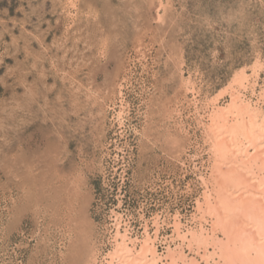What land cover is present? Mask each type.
<instances>
[{
	"label": "rangeland",
	"instance_id": "obj_1",
	"mask_svg": "<svg viewBox=\"0 0 264 264\" xmlns=\"http://www.w3.org/2000/svg\"><path fill=\"white\" fill-rule=\"evenodd\" d=\"M63 1L0 0V264H70L84 228L94 229L103 251L120 200L135 233L142 231L141 213L151 219L179 210L189 219L208 155L186 106L193 94L179 75L200 80L204 98L257 54L264 59V0H171L163 21L156 16L159 0H79L70 16ZM84 10L90 15L80 17ZM122 100L123 126L116 116Z\"/></svg>",
	"mask_w": 264,
	"mask_h": 264
},
{
	"label": "bare ground",
	"instance_id": "obj_2",
	"mask_svg": "<svg viewBox=\"0 0 264 264\" xmlns=\"http://www.w3.org/2000/svg\"><path fill=\"white\" fill-rule=\"evenodd\" d=\"M61 2H62V0H61ZM77 2H79V0H65V2L63 1V3H64L63 6L66 9V12H67V14H69V16L72 14L74 9H76V10L78 9ZM59 3H60V1H59ZM171 7H172L171 0H159L158 1V5H157V14L158 15H156V16H158V19L160 21L164 20L167 11L170 10ZM161 10H162V12H161ZM90 11L96 12V9L90 8ZM173 12H175V11H173ZM78 13L79 12H75L74 14L77 15ZM62 14H64V13H62ZM170 14H171V11H170ZM172 14H175V13H172ZM78 15H80V17L82 15H90L89 10H84L81 14H78ZM175 16L176 15H174V18L176 19ZM149 18H150V16H149ZM67 19H68V17H67ZM85 19H87V18H85ZM171 21H173V20H171ZM158 24H159V22H158ZM65 25H66V23H65ZM160 26H161V24H160ZM65 29H66V27H65ZM77 29H79V28H77ZM82 34H84V33H82ZM65 35H67V34H65ZM67 39L69 40V38H67ZM53 42H54V40H53ZM63 44H64V42H63ZM72 44H74V43H72ZM96 44H97V42H96ZM144 44H145V42H144ZM176 45H177V43H176ZM51 47H53V46H51ZM57 47H59V45ZM96 47H98V46H96ZM66 48L64 46L63 52H64V49H66ZM49 49H50V47H49ZM58 49L60 50V48H58ZM72 50H74V49H72ZM78 52H80V51H78ZM64 53H66V52H64ZM80 53H82V52H80ZM141 53L143 54L144 52L141 51ZM139 54H140V52H139ZM139 54H138V56H140ZM37 56H35V57H37ZM61 56H62V54H61ZM61 56H59V57H61ZM35 57H34V60H36ZM82 57H83V55H82ZM145 57H146V55H145ZM87 58H88V56H87ZM85 59H86V57H85ZM88 59H90V58H88ZM128 59H129V57H128ZM41 60H42V58H41ZM67 60H69V59H67ZM176 60H177V57H176ZM45 62L43 64L42 63L41 64L44 65ZM50 62L52 64V61H50ZM87 62L88 61H86V63ZM176 62L173 61V64ZM83 63H85V62H83ZM182 63H183V61H182ZM42 65H41L40 70H43ZM81 65H83V64H81ZM81 65H80V67H81ZM142 65L144 66V64H142ZM77 68H75V69H77ZM36 69H37V67H36ZM176 69H177V67H176ZM180 69H181V64H180ZM46 70H47V68L43 72H45ZM63 70H64V68H63ZM56 72H58V71H56ZM128 72H129V70H128ZM183 73L181 72L180 75L178 74L181 78V80H180L181 81V87L186 89L187 92H191L193 94V98L192 99L190 98V100L187 101L186 106H187V108H189V111H191V114L194 116L195 120L197 121L199 126L202 128V132L204 135V144L206 146V152L208 155V158L206 161L208 164L206 166H204L203 169H201V167L198 168V171H199L198 179H199V182L201 184L200 186L202 187V191H201L200 195H198L195 198L194 211H193L191 217L189 219H187L186 221H184L183 220L184 215L179 210H177L173 215H170L169 213H166L165 215H163L164 211L163 212L162 211L161 212H155L153 214V216L151 217V219L147 218L145 216V214L141 213L140 217L143 220V222L141 225L142 231H141V234H139V233L134 232V227L132 226L131 218H126L125 214L121 211L120 208L122 207L121 206L122 201L120 200L119 204L117 206H115V208H113L111 211L112 212V215H111L112 228L111 229L109 228L110 238H109L108 248L101 251L99 248L100 245L98 243L97 236L93 235L94 229L91 231V229L88 227L90 229L88 232V229L82 227V228H84V230L81 231L82 237L79 238L81 240L80 243H81L82 249L80 251V254L77 256V251H79V250L74 249L72 247L73 251L71 252V254H73V259H72L70 264H99V263H97L98 261H102L101 264H264V77H263L264 59L262 56H259L257 54L255 56V59L253 60V62L250 65H245L241 69H238L234 72L233 76L231 77V79L229 80V82L226 86H222L223 88H221L216 93H213V95L206 94L204 98L201 97V95H203V94H202V89H201L202 86L200 84L201 82L199 83L200 80L197 81L196 80L197 78L195 79L194 75L192 73H188L189 74L188 76L184 75ZM75 74L76 73L74 72V75ZM178 75H176V76H178ZM197 75H198V72H197ZM201 75H202V73H201ZM62 76H64V75H62ZM125 76H126V74H125ZM171 76H172V74H171ZM127 78H129V77H127ZM71 79L72 78H70V80ZM22 80H24V79L22 78ZM74 81H75V79H74ZM125 81H126V79H125ZM72 82H73V80H72ZM77 83H78V81H77ZM81 86H84V85H80V87ZM69 87L70 86H68V88ZM119 87H121L120 94H122V84ZM70 88H73V87H70ZM83 88H85V87H83ZM78 89L81 90L80 88H78ZM97 89H99V88H97ZM74 90H76V89H74ZM77 92H80V91H77ZM89 92H91V91H89ZM164 92L165 91H163V93ZM73 93H74V91H73ZM104 93H105V91H104ZM191 93H189V94H191ZM30 95H31V93H30ZM91 95H93V94H91ZM151 95H153V94L151 93ZM36 96H38V95L36 94ZM45 97H47V96H45ZM151 97H153V96H151ZM88 98H90V97L88 96ZM225 98H227V99L224 101V103H222L223 99H225ZM159 99L161 100L160 97H159ZM182 99H183V97H182ZM35 100H37V99H35ZM38 100H39V98H38ZM88 100H90V99H88ZM183 102H186V101H183ZM112 103H113V101H112ZM174 103H176V102H174ZM4 104H5V102H4ZM97 104H98V102H97ZM99 104L101 106V103H99ZM176 104H178V103H176ZM179 104L182 105V101ZM11 105L12 104H10V106ZM95 105H96V103H95ZM147 105H149V104H147ZM162 105H160V106H162ZM1 106H3V105H1ZM176 106H178V105H176ZM176 106H174V107H176ZM11 107H13V106H11ZM17 107H19V106H17ZM20 107H22V106H20ZM130 107H131V105H130ZM154 109L156 110L157 108H154ZM165 109H168V107L167 108L165 107ZM161 110H162V108H161ZM169 110H171L169 112H173L172 108H170ZM100 111H101V109H100ZM104 111H103V113H104ZM159 111H160V109H159ZM175 111H177L176 108H175ZM162 112H164V111H162ZM152 113H154V112H152ZM152 113H151V115H152ZM126 114H127V109H126L125 103H123V100H122V104L120 105V107L116 113L117 119H118L121 126H123L125 123ZM189 115H190V113H189ZM161 116H164V115H161ZM149 117L151 118L152 116H149ZM173 117H174V115H173ZM112 119H113V117H112ZM155 121H157V120H155ZM158 124H159V121H158ZM161 127H164V126H161ZM179 127L181 128V125ZM142 131H144V129ZM155 131H156V129H155ZM153 134H152V136H153ZM146 137H147V135H146ZM173 137H174V135L171 137V140H173V141L176 140V142H177L178 137H176V135H175V139ZM150 140H148V141H150ZM142 141H143V139H142ZM173 141H171V143H173ZM196 141H195V143H196ZM140 142H141V140H140ZM175 146H176V144H175ZM163 152H164V149H163ZM170 153H173V152H170ZM199 155H200V153L197 152L196 154L193 155V157L197 158V157H199ZM195 167H197V163H195ZM142 178H144V177H142ZM46 182H45V184H46ZM187 183H189V182H187ZM187 185H189V184H187ZM192 187H191V189H192ZM37 195L38 194H36L35 196H37ZM40 198H41V196H40ZM36 200L37 199L35 198V201ZM59 206H60V204H59ZM79 209H77V210H79ZM77 210H74V211H77ZM15 212H17V211H15ZM69 214H70V212H69ZM66 217L68 218V216H66ZM76 218H74V220ZM84 219L81 218L80 220H84ZM70 220H72V219H70ZM80 225H81V223H80ZM166 226L171 228V232L165 233L162 235V229ZM12 227H10V230L13 229ZM43 230H45V229H43ZM46 232L47 231H45V233ZM105 233H106V231H105ZM73 239H74V237H73ZM51 241H49V242H51ZM49 244L51 245V243H49ZM79 244L77 246H79ZM37 246H38V243H37ZM37 246H36V248H37ZM160 246L162 247L163 251H161ZM47 247H48V245H47ZM39 249H40V247H39ZM64 251H63V254H64ZM55 253H57V251ZM32 256H33V254H32ZM100 256H102V259L100 258L101 260H99ZM51 257H52V255H51ZM60 257H61V255H60ZM34 258L35 257H33L32 259H34ZM53 259H55V257Z\"/></svg>",
	"mask_w": 264,
	"mask_h": 264
}]
</instances>
